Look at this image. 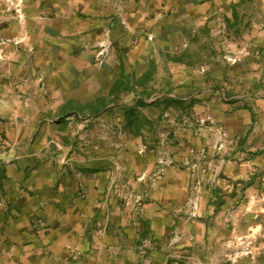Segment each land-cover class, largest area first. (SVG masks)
Here are the masks:
<instances>
[{
	"label": "crops",
	"instance_id": "1",
	"mask_svg": "<svg viewBox=\"0 0 264 264\" xmlns=\"http://www.w3.org/2000/svg\"><path fill=\"white\" fill-rule=\"evenodd\" d=\"M240 2L0 0V264H264L233 256L264 236V14L243 27ZM101 72L121 102L154 85L181 142L102 169L50 157L77 102L113 101Z\"/></svg>",
	"mask_w": 264,
	"mask_h": 264
},
{
	"label": "rangeland",
	"instance_id": "2",
	"mask_svg": "<svg viewBox=\"0 0 264 264\" xmlns=\"http://www.w3.org/2000/svg\"><path fill=\"white\" fill-rule=\"evenodd\" d=\"M262 1L241 0L238 7L233 8V12L241 16L243 27V23L248 22L251 15L264 14ZM109 80V76L103 72L93 73L90 80L91 90L97 92L98 100L109 98L113 94V101L77 102L72 108L76 114L60 118L55 127L58 130L48 133V139L53 141L50 143V157L59 158L66 164H77V161L81 160L83 164L87 162L92 166L89 169H102L113 161L129 160L144 149L158 150L168 144L181 142L174 128L180 126L184 119L171 115L173 103L167 100L156 102L154 96L151 97V94L155 93L154 85L149 86L145 93L142 92L145 88L140 87V94L146 95V102L132 100L133 94L137 96L136 88L132 86L130 99L121 102V79L113 81L114 85L110 88L105 86ZM43 153L45 154V150ZM163 155L159 154L157 159L159 173H165L168 169L165 157L167 154ZM136 207L138 208V205ZM149 250L148 246L140 248L141 255L147 256ZM262 256L264 250L258 253V257ZM258 257L254 263L259 262ZM241 258L238 257L237 261Z\"/></svg>",
	"mask_w": 264,
	"mask_h": 264
},
{
	"label": "built area",
	"instance_id": "3",
	"mask_svg": "<svg viewBox=\"0 0 264 264\" xmlns=\"http://www.w3.org/2000/svg\"><path fill=\"white\" fill-rule=\"evenodd\" d=\"M3 44L4 41L0 39V48ZM261 239L251 238L249 240L240 241V243L236 246V249L238 250L233 253L235 259L238 257H251L253 260H255L258 257L259 251L264 250V236ZM261 241H263L262 246L260 245ZM256 250L259 251L256 252Z\"/></svg>",
	"mask_w": 264,
	"mask_h": 264
}]
</instances>
